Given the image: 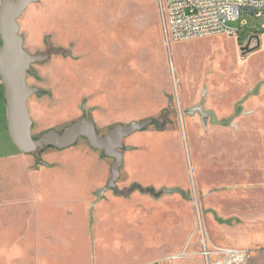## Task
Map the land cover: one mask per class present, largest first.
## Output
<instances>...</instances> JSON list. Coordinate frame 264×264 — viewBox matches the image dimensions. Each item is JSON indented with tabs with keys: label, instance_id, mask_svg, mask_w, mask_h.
I'll list each match as a JSON object with an SVG mask.
<instances>
[{
	"label": "rangeland",
	"instance_id": "1",
	"mask_svg": "<svg viewBox=\"0 0 264 264\" xmlns=\"http://www.w3.org/2000/svg\"><path fill=\"white\" fill-rule=\"evenodd\" d=\"M19 23L25 49L49 56L27 78L39 89L28 100L35 138L82 118L104 136L118 124L169 116L163 131L152 125L124 140L116 188L155 190L124 198L108 186L114 160L85 138L23 154L8 131L3 85L0 188L18 193L0 199L18 206L12 237L3 225L0 244L16 235L17 264H79L80 248L88 252L81 264L147 256L204 264L203 241L246 255L214 262L264 264V17L243 12L228 23L238 38L217 33L173 42L169 52L159 0H40ZM59 235L65 240H52Z\"/></svg>",
	"mask_w": 264,
	"mask_h": 264
},
{
	"label": "water",
	"instance_id": "2",
	"mask_svg": "<svg viewBox=\"0 0 264 264\" xmlns=\"http://www.w3.org/2000/svg\"><path fill=\"white\" fill-rule=\"evenodd\" d=\"M40 0H3L0 7V82L5 87L8 108V131L11 139L23 154H34L46 148L67 149L75 146L79 139L85 138L93 149L103 151L105 157L113 159L112 178L109 188L115 189L123 164L124 140L136 132L147 130L155 124L154 119L143 122L118 124L109 133L99 136L92 119L82 118L63 132L50 130L40 138L33 136V119L28 100L39 92L27 81L33 64L43 62L47 57L34 55L25 49L19 19L28 8ZM168 52L170 44H167ZM171 62V59H170ZM196 215L201 225V213L196 203ZM204 242V241H203Z\"/></svg>",
	"mask_w": 264,
	"mask_h": 264
},
{
	"label": "built area",
	"instance_id": "3",
	"mask_svg": "<svg viewBox=\"0 0 264 264\" xmlns=\"http://www.w3.org/2000/svg\"><path fill=\"white\" fill-rule=\"evenodd\" d=\"M159 6L164 39L170 45L217 33L238 38L239 29L230 28L229 22L237 21L243 12L264 17V0H159ZM242 25L246 26L247 22L243 21ZM222 254L233 258L237 256L241 259L237 261L244 262L246 259V255L238 251L221 252L203 242L204 264H226L213 261Z\"/></svg>",
	"mask_w": 264,
	"mask_h": 264
},
{
	"label": "crops",
	"instance_id": "4",
	"mask_svg": "<svg viewBox=\"0 0 264 264\" xmlns=\"http://www.w3.org/2000/svg\"><path fill=\"white\" fill-rule=\"evenodd\" d=\"M2 1L3 0H0V7H1ZM1 45H2V42H1V37H0V46ZM2 87H3V84H2V82H0V91H1ZM11 159H15V157L10 158V160ZM6 160L7 159H4L3 161H6ZM2 192H4L5 198L9 199V198H12V196H11L12 194H15L14 198H16L18 190H17V187H11V188L5 187L3 189V191H2V188H0V195H2ZM17 206H18V201L16 199L10 200L9 202L3 201L2 199H0V242H1V238L3 237L2 226L3 225L7 226L8 223L10 224V227H11L10 236L12 237V223H14V226L16 228ZM2 210H4L3 211L4 217H2V214H1ZM15 233H16V230H15ZM5 234H7V233H5ZM52 240L53 241L54 240L60 241V240H65V239L61 235H59L57 239L55 238V236H52ZM61 242H63V241H61ZM77 253L79 255V259L80 260L82 259V261H84V263H85L84 258H88V254H87L88 252L85 254H82L81 248H80L78 252H76V251L73 252V255H76ZM17 256H18L17 239H16V235H15V239H14L13 243L10 240L9 244L7 242L4 246L0 244V264H17ZM153 259L154 258L152 256L151 257L147 256L143 259H140L139 261L136 260V261H134V263H130V264H156V262L153 261ZM80 260H79V264H81ZM176 261H178V260H176ZM179 261L180 262L178 264H202L199 259H194V258H181V259H179ZM101 264H108V263H101ZM174 264H177V263L174 262Z\"/></svg>",
	"mask_w": 264,
	"mask_h": 264
},
{
	"label": "trees",
	"instance_id": "5",
	"mask_svg": "<svg viewBox=\"0 0 264 264\" xmlns=\"http://www.w3.org/2000/svg\"><path fill=\"white\" fill-rule=\"evenodd\" d=\"M259 31H262V29H260ZM239 41H241V39H239ZM49 52L54 54H63V55L65 54V51L62 48H55L53 46H49ZM168 116H169V111L165 110L163 111L161 118L155 120L154 125L157 127L158 130L163 131L165 129V126L168 123ZM44 150H41L40 152H43ZM135 191H140L141 193H148L155 195L154 188H143L137 183L132 184L129 188L124 190H118L117 188L114 190L115 195L124 198L131 196V194L134 193Z\"/></svg>",
	"mask_w": 264,
	"mask_h": 264
},
{
	"label": "bare ground",
	"instance_id": "6",
	"mask_svg": "<svg viewBox=\"0 0 264 264\" xmlns=\"http://www.w3.org/2000/svg\"><path fill=\"white\" fill-rule=\"evenodd\" d=\"M175 258L178 259V256H175ZM234 259H235V258H234ZM238 259H240V258L237 257V260H238ZM240 260H241V259H240Z\"/></svg>",
	"mask_w": 264,
	"mask_h": 264
},
{
	"label": "flooded vegetation",
	"instance_id": "7",
	"mask_svg": "<svg viewBox=\"0 0 264 264\" xmlns=\"http://www.w3.org/2000/svg\"><path fill=\"white\" fill-rule=\"evenodd\" d=\"M42 56H43V55H42ZM45 57H47V59L49 58V56H48V55H46ZM47 59H46V60H47ZM38 90H39V89H38Z\"/></svg>",
	"mask_w": 264,
	"mask_h": 264
}]
</instances>
